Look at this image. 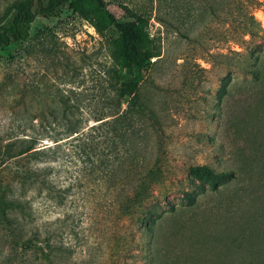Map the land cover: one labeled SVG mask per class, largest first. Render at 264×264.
Returning <instances> with one entry per match:
<instances>
[{
    "label": "rangeland",
    "instance_id": "374dc122",
    "mask_svg": "<svg viewBox=\"0 0 264 264\" xmlns=\"http://www.w3.org/2000/svg\"><path fill=\"white\" fill-rule=\"evenodd\" d=\"M19 1L0 0V23ZM102 1L119 21L147 17L155 45L132 147L101 123L131 74L119 33L97 8L37 15L25 41L0 50V147L38 137L46 153L29 165L53 191H26L25 236H49L64 264H264V6ZM244 16L257 24L245 42ZM70 126L79 131L69 135ZM16 163L2 168L6 179ZM195 167L227 176L204 181ZM149 172L159 176L150 190ZM0 264L42 263L13 251L0 231Z\"/></svg>",
    "mask_w": 264,
    "mask_h": 264
},
{
    "label": "trees",
    "instance_id": "16d2710c",
    "mask_svg": "<svg viewBox=\"0 0 264 264\" xmlns=\"http://www.w3.org/2000/svg\"><path fill=\"white\" fill-rule=\"evenodd\" d=\"M166 3L171 0H159ZM257 7L264 6V0H256ZM67 6L75 12H83L88 6H94L104 17V20L115 27L119 33L118 54L122 66L130 72V76L122 81L112 103L116 109L110 114L111 119L101 123L108 125L113 131L114 142L118 144L122 139L130 140L131 147L134 140H137L138 131L135 129L136 123L143 114V107L136 99L139 82L143 71L150 60L156 55L153 38L147 30V17L142 14H134L133 18L126 21L117 20L109 12L102 0H21L12 5L11 11L0 23V50L11 43L25 41L28 37L30 24L37 15L51 17L58 8ZM256 22L252 16L246 17L238 23L241 29L240 38L245 42V36L250 38L257 30ZM127 98L125 108H121L123 100ZM54 119L58 118V112L52 110L50 113ZM70 118L69 114L64 115ZM104 118H99L101 120ZM79 131L75 126L66 128V132L71 135ZM38 137L30 136L12 142H6L0 147V231L3 239L9 244L13 251L30 252L42 264H64L58 261L62 252V246L45 237L41 239L38 232L32 231L26 237L25 220L30 216L28 209L31 207L29 200L23 199L26 191L34 187L48 190L52 194L51 184L45 179L39 178L38 169L32 168L29 164L31 160H37L40 155L46 153V149H36ZM49 150V147H47ZM131 148V151H134ZM18 159L14 166V174L6 179L2 168L10 160ZM192 176L204 181H213L219 177H225V173H217L206 167L190 168ZM146 187L152 182H159V176L155 172L146 174ZM15 184V189H14ZM150 190V189H149ZM18 191V193H17ZM149 193L148 195H150ZM134 197L135 194H134Z\"/></svg>",
    "mask_w": 264,
    "mask_h": 264
}]
</instances>
